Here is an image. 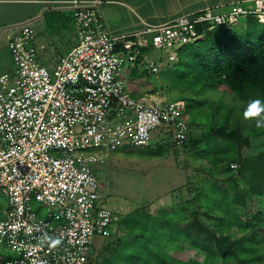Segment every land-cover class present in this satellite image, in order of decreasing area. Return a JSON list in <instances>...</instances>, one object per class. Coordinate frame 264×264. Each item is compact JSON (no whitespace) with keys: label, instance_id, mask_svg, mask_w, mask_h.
Instances as JSON below:
<instances>
[{"label":"built area","instance_id":"1","mask_svg":"<svg viewBox=\"0 0 264 264\" xmlns=\"http://www.w3.org/2000/svg\"><path fill=\"white\" fill-rule=\"evenodd\" d=\"M100 3L74 4L77 43L53 71L39 61L33 27L8 42L15 73H0V192L9 204L0 218V261L5 252L17 258L5 264H88L94 238H109L117 221L97 208L104 185L93 171V150L147 147L162 127L175 147L189 140L184 104L134 98L127 69L146 67V76H158L163 58L174 65L183 48L204 38L198 26L231 31L247 16L264 24V0H252L254 9H208L112 36ZM154 50L162 56L149 57ZM34 203L47 209L45 218Z\"/></svg>","mask_w":264,"mask_h":264},{"label":"rangeland","instance_id":"2","mask_svg":"<svg viewBox=\"0 0 264 264\" xmlns=\"http://www.w3.org/2000/svg\"><path fill=\"white\" fill-rule=\"evenodd\" d=\"M250 8L254 9V5ZM227 10L213 12L221 14ZM190 50L189 47H185L180 51L179 58L182 62L187 61ZM149 55L153 59L162 56L156 50ZM163 59L165 66L158 76L137 77L138 82L130 83L131 88L128 91L134 97L139 93L140 97L148 95L146 97L149 99L160 102H182L185 111L184 120L190 129V143L185 148L175 147L169 129L162 127L152 134V141L147 147L125 144L112 150H93L99 158L93 165V171L104 185L97 208L110 210L120 222L126 217L138 215L143 219L145 215H149L158 218L170 217L175 222L187 224L195 213L207 225L220 224V234L224 235L227 232L230 239H234L235 234L239 232L238 227L233 223L227 227L220 221L226 215L223 212V205L219 208H210L202 196H212L213 190L218 188L233 189L235 193L244 194L250 186L251 175L246 173L245 176L240 175L236 179H230L225 169L221 167L217 170L212 169L210 164L204 162L209 159L207 153L211 152L214 146L212 144L216 142L218 146V142H222L220 137L214 136L216 134L214 131L219 127H225L229 112L232 113L230 125L227 126L229 130L236 126L237 121H244L243 105L237 96L225 87L203 91L192 85L188 79L172 76L173 71L170 67L174 65L167 64L166 59ZM145 69L146 67L140 68L138 74L140 76L144 74ZM125 75L131 79L130 73L126 72ZM243 124L245 127L247 122L244 121L242 126ZM248 132L249 130L247 135ZM212 137L216 140H213V143L208 141ZM258 151L257 148L246 149L245 152L256 155ZM33 207L39 217H46L47 209L44 206L34 203ZM8 208V200L0 192V218L5 217L4 212L8 211ZM240 212H245V209H241ZM256 212L257 210L253 213ZM138 216H136L137 220L140 219ZM117 221L110 227L112 236L109 239L96 236L92 242L94 252L100 253L96 259L98 264L109 258L119 239L130 241L126 237L127 226L122 228L121 225L119 228ZM169 221L173 224L171 220ZM183 249L180 251L178 247H169L166 252L184 262L197 260L200 264H204L205 253L200 250H190L189 246ZM5 254L4 258H6ZM7 254L9 260L17 258L12 253ZM0 264L4 263L0 261ZM212 264H223V262L217 257Z\"/></svg>","mask_w":264,"mask_h":264},{"label":"trees","instance_id":"3","mask_svg":"<svg viewBox=\"0 0 264 264\" xmlns=\"http://www.w3.org/2000/svg\"><path fill=\"white\" fill-rule=\"evenodd\" d=\"M210 27L209 24L198 26V32L204 39L187 46L191 49L187 61L179 60L171 66V74L190 80L192 85L203 91L227 88L242 103L243 113L249 100L264 99V24L255 16H247L232 31L222 27L210 30ZM131 73L139 78L148 77L145 73L140 76L137 69ZM231 117L229 112L225 127L214 131V136L220 137L222 142L217 146L216 142L213 143L216 141L214 137L208 140L214 146L209 149V159L204 163L210 164L212 169H225L230 179L249 173L250 186L244 194L218 188L213 190L212 196L202 197L210 208L223 205L226 215L220 221L227 227L235 224L239 230L236 237L230 239L227 232L220 234V224L207 225L195 213L187 224L175 222L170 217L145 215L142 219L135 215L117 221L119 228L127 226L126 237L130 241L119 239L109 258L101 264H200L197 260L184 262L166 252L169 247H178L181 251L187 246L190 250L206 254L204 264H212L217 257L223 264H264V152L256 155L245 152L252 147L254 140L264 136V130L249 127L248 122L244 127L241 120L229 130L227 126ZM189 143L190 137L181 148ZM232 164L238 165L237 171L231 169ZM243 208L245 212L241 213ZM136 216L140 219L137 220ZM99 254L92 250L88 264H98Z\"/></svg>","mask_w":264,"mask_h":264},{"label":"crops","instance_id":"4","mask_svg":"<svg viewBox=\"0 0 264 264\" xmlns=\"http://www.w3.org/2000/svg\"><path fill=\"white\" fill-rule=\"evenodd\" d=\"M95 1L101 2L98 11L112 36L135 35L142 32L146 25L165 24L175 18L193 16L208 9L220 11L236 5L249 9L253 6L252 0H0V73H15L8 42L23 26L35 29L34 44L39 61L53 71L77 43L72 16L74 4ZM132 71H125V74H131V79L124 75L129 88L130 83L138 79L132 75ZM138 94L135 97L131 95L137 99L149 98L146 97L148 95L140 97ZM257 148V153L264 152V136L254 140L250 150ZM7 255L3 257L4 264L9 260Z\"/></svg>","mask_w":264,"mask_h":264},{"label":"clouds","instance_id":"5","mask_svg":"<svg viewBox=\"0 0 264 264\" xmlns=\"http://www.w3.org/2000/svg\"><path fill=\"white\" fill-rule=\"evenodd\" d=\"M242 118L248 122L249 127L264 130V99L249 100L244 107Z\"/></svg>","mask_w":264,"mask_h":264}]
</instances>
